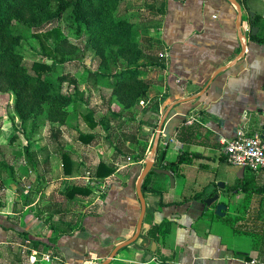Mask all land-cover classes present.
<instances>
[{
    "label": "crops",
    "instance_id": "0c3cea01",
    "mask_svg": "<svg viewBox=\"0 0 264 264\" xmlns=\"http://www.w3.org/2000/svg\"><path fill=\"white\" fill-rule=\"evenodd\" d=\"M139 10L148 12L139 17L148 30L141 40L146 98L121 111L101 99L91 121L80 115L73 129L70 121L47 124L51 142L46 129L27 131V147L0 152V264H102L138 231V176L153 151L154 169L191 161L170 171L174 185L150 172L139 236L110 264L264 259V169L235 166L224 154L239 132L264 133V41L252 38L249 14L264 24V0H144ZM192 113L199 120L187 125ZM10 154L17 159L3 164ZM100 165L113 174L98 177ZM215 194L227 203L226 215L201 217L199 201ZM227 220L262 230L238 235ZM43 255L49 259L40 262Z\"/></svg>",
    "mask_w": 264,
    "mask_h": 264
},
{
    "label": "trees",
    "instance_id": "16d2710c",
    "mask_svg": "<svg viewBox=\"0 0 264 264\" xmlns=\"http://www.w3.org/2000/svg\"><path fill=\"white\" fill-rule=\"evenodd\" d=\"M124 1L0 0V93L13 94L14 114L22 125L21 134L26 133L28 123L31 125L30 131L34 133L39 127V120L43 121V126H65L83 98V93L76 87L74 95L62 91L68 76L59 78L57 82L53 80L55 68L71 61L75 50L69 36L62 33V21H70L78 37L84 34L89 41L96 40L93 45L98 49L101 71L88 72L86 78L89 81L93 84L101 81L107 83V88L112 92L111 101L125 110L133 109L146 98L151 86L144 79L149 64L145 62L139 43V29H142V34H147L148 30L140 26L137 28V21L118 14L117 9ZM258 19L253 20L255 26ZM260 26L264 28V24ZM49 37L53 38L54 46L52 42L49 43ZM252 38L264 41L260 36ZM24 41L28 44L37 42L42 55L47 54L52 63L35 61L31 66L25 64L30 52L25 49ZM71 81L74 84V80ZM92 114L91 110H87L85 118L91 121ZM111 115L115 116V113L111 112ZM107 120L108 117L102 120L106 129L110 127V124L104 123ZM63 160L64 164L69 161L67 156H63ZM189 161L182 157L179 162L163 164L161 161L157 165L177 172L182 170L181 164ZM101 167L104 166H99L98 177H106L114 172L109 169L104 174L100 171ZM149 177L144 183V191L148 190ZM75 191L79 190L70 189L67 193ZM227 222L238 235L253 237L262 230L258 225L233 220Z\"/></svg>",
    "mask_w": 264,
    "mask_h": 264
},
{
    "label": "rangeland",
    "instance_id": "374dc122",
    "mask_svg": "<svg viewBox=\"0 0 264 264\" xmlns=\"http://www.w3.org/2000/svg\"><path fill=\"white\" fill-rule=\"evenodd\" d=\"M142 4L144 6V0H125L118 7L117 12L119 15H125L128 18L130 17L134 21H137L136 27L138 28L139 27V17L142 15L146 16L148 14V12H144L145 11L144 9V11H142V15H140L139 8L140 6L143 8ZM60 25L62 27L61 28L62 33L69 36V42L75 48V50H74V54L71 56L72 58L71 61H68L67 63H64L63 65L60 64L55 68V71H54L55 73L53 74V80L57 82L59 78L61 79V77L63 76H68L67 81H65V83L63 84L62 91L64 93L74 95L76 91L74 89L75 87L80 92L81 90H83L85 96L84 98H82V100L83 101L85 100L84 104H86L88 107L86 108L85 105L81 104L77 108V110L71 114V119L69 120L70 122L68 126L73 129V127H76V124H78L79 121L81 120L82 117L80 115L84 116L87 113L86 112L87 110H91L95 102H99L100 104L101 101L99 100L101 99L107 100L106 98H108L109 100H111L112 92L111 90L107 88V83L101 81L97 84H93L91 81H89V79L86 78L88 72L98 73L101 71L100 58L97 55L98 49L95 45H93L96 43V40H92L91 42L89 41V37L84 34H81V36L78 37L75 34L76 29L74 26H72L70 21L67 23L65 21H62ZM71 27H73L74 29H71ZM139 30L141 31V35H140L141 38H139V43L145 55V52H144L145 43L143 41L141 43V40H142V37H144V35L146 34H142L143 31L141 28ZM41 36H43V34ZM52 40L53 38L49 37V43H51ZM23 45L25 49L28 52H30V56H32V57L29 56V58L26 59L25 61V64H27L28 66H31L33 62L35 61H40V62H44L47 64L52 63V60L49 59L47 54L42 55L41 47L37 42L33 44H28L26 41H24ZM114 70H112V73H114ZM71 80H74V84H73V81ZM78 97L79 96H77V98ZM114 104H115V107L113 108L114 111H121L122 108L117 103H114ZM13 105H14V96L11 92L0 93V152H3L5 150L16 149L18 147H22V148L27 147L26 136L27 134H29L28 132L31 130V125L30 123L27 124V130H26V133H24V135L23 134L20 135L21 132L19 130H18L19 132L16 131V128H17L15 125L16 122L21 128H22V125L19 119L14 114ZM110 111H112V109ZM42 122H43L42 120L38 121L39 127L38 129L35 130L34 134H38V133L42 134L43 131L46 129V137L50 136V139L48 138V141L50 140L51 142L53 140V137L51 138L52 129H50L48 125L47 128H49L50 130L49 129L47 130V128H45L47 124L43 126L41 125ZM8 135L9 137L10 135L12 136L16 135L14 139L12 140L11 144L7 143L6 141L5 137ZM121 152L123 153L122 150ZM10 157L11 159L6 158V161H4L3 164H6L7 161H10V160L14 161L17 159V157L13 156L12 154H10ZM230 226H231L230 224L229 226L227 225V228L229 229Z\"/></svg>",
    "mask_w": 264,
    "mask_h": 264
},
{
    "label": "built area",
    "instance_id": "2783aa9c",
    "mask_svg": "<svg viewBox=\"0 0 264 264\" xmlns=\"http://www.w3.org/2000/svg\"><path fill=\"white\" fill-rule=\"evenodd\" d=\"M199 120L197 113H192L186 119L187 125H193ZM224 154L229 162L235 166H239L250 170L264 169V133L247 135L245 132H239L236 137L226 143ZM49 258L42 256L40 262ZM37 260H32L30 264H38ZM94 264V263H92ZM244 264H264V259L245 260Z\"/></svg>",
    "mask_w": 264,
    "mask_h": 264
},
{
    "label": "water",
    "instance_id": "95a60500",
    "mask_svg": "<svg viewBox=\"0 0 264 264\" xmlns=\"http://www.w3.org/2000/svg\"><path fill=\"white\" fill-rule=\"evenodd\" d=\"M238 12H239L241 25H242V19H243L242 8H238ZM249 14L251 16L250 17V19H251L250 32H251L252 37L260 36V37L264 38V28L261 26H255L253 24V18L255 16L254 12L249 10ZM153 165H154V151L151 153V157L148 160L144 170L142 169L139 171L138 183H140V184L138 185V192H139V197L141 200L142 210H141V218H140V222H139V226H138V231H137L135 237L132 240L128 241L127 243L122 244L118 248H116L115 252L107 260H105L102 264H110L112 259L115 257L116 253L120 249L124 248L125 246H129V245L133 244L135 242V240L138 238L139 233H140V229H141V224H142L143 218L145 216V212H146V204H145L144 194L142 191V184L145 182V180H146L147 176L150 174V172L153 171V172H156L158 174L166 175L171 180V184L174 185L175 178L171 174L170 171L163 170V169H154ZM199 204L201 206L200 215H201V217H206V218L209 217V215H213V214H215L216 216H219V217H224L226 215V211L228 209L227 203L225 201L220 200L219 194H215V195L210 196L208 198H201V201H199ZM154 247H156V243H153V252H155Z\"/></svg>",
    "mask_w": 264,
    "mask_h": 264
}]
</instances>
